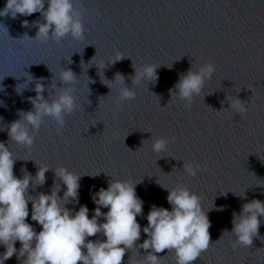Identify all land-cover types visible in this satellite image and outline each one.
<instances>
[{"label": "water", "instance_id": "water-1", "mask_svg": "<svg viewBox=\"0 0 264 264\" xmlns=\"http://www.w3.org/2000/svg\"><path fill=\"white\" fill-rule=\"evenodd\" d=\"M5 3L0 0V9ZM74 5L83 10L79 39L70 34L60 41L35 39L33 22H43L40 13L0 16V141L17 159L14 174L35 176L38 166L51 168L43 185L30 183L32 196L50 193L54 181L61 184L63 196L66 186L54 169L83 175L79 204L73 200L66 206L78 210L86 204L89 217L97 207L92 193L107 188L109 180L139 182L136 194L144 203L137 220L142 228L152 205L171 208L162 186L187 187L200 196L205 211L213 202L223 206L207 212L210 246L194 264H264V217L251 246L233 247L234 234L225 232L231 231L233 213L243 204L264 201V0H74ZM207 63L215 72L198 96L189 102L172 95L182 74ZM146 65L157 67L158 81L132 84L134 67ZM63 69L77 77L70 85L77 108L65 116L61 132L52 118L44 117L31 147L10 140L7 125L20 118L19 110H32L28 98L36 95L37 80L43 78V94L51 99L53 82L63 86ZM117 72L135 91L134 99L118 102L122 81H108ZM25 83L18 94L17 86L19 90ZM236 97L245 101L247 112L230 108ZM161 137L170 143L156 153L152 145ZM183 163L199 164L201 170L191 176ZM31 207L29 202L30 215ZM30 215L28 222L39 231ZM145 238L142 232L137 244ZM146 255V250L130 248L123 264H146ZM157 255L160 264H176L174 251ZM23 259L13 255L5 264Z\"/></svg>", "mask_w": 264, "mask_h": 264}, {"label": "clouds", "instance_id": "clouds-1", "mask_svg": "<svg viewBox=\"0 0 264 264\" xmlns=\"http://www.w3.org/2000/svg\"><path fill=\"white\" fill-rule=\"evenodd\" d=\"M82 12L74 5V0H6L5 6L0 9V16L11 14L15 18L17 14L29 16L40 13L43 22H33L38 28L35 39L46 41L52 38L60 41L69 34L77 39L83 37ZM22 23L27 27L29 22L24 20ZM134 69L132 84L145 79L158 81L157 67L146 65L140 70ZM214 72L212 63L196 71L191 67L180 76L170 92L181 100L191 102L201 93L205 81ZM29 77L28 81H32L33 77ZM76 78L71 69L60 71L59 81L63 86L57 87L53 82L55 93H51V99L49 96L45 98L43 94V78L37 80L39 83H35L33 89L36 95L28 98L33 105L32 110H19L20 118L7 125L10 140L31 147L35 140L34 134L41 128L44 117L56 122L59 134L65 125V116L77 108L73 95L75 89L70 86ZM117 79L122 81L118 102L134 99L136 93L125 84L123 74L117 72L114 80L108 81ZM27 86L25 83L18 90V85L17 93L22 94V89ZM230 108H235L238 113L248 111L245 101L237 97L230 103ZM168 143L169 138L161 137L155 140L152 149L161 153L166 150ZM16 160L9 146L0 141V245L5 248L0 253V264H5L13 255L17 259L24 257L21 264H123L125 253L133 247L146 250V264H160L162 257L157 253L166 249L168 252L174 251L176 264H194L210 246L211 221L207 212L212 209L223 210V206L216 207L213 202V207L205 211L200 196L187 187L169 189L161 185L168 191L166 199L171 208L152 205L146 216L148 223L142 228L137 220L138 216L143 215L144 203L136 194L139 182L112 178L107 188L101 187L92 193V201L97 207L89 217L86 204L80 205L78 210L66 206L73 200L79 204L80 179L83 175H77L65 167L54 169L55 176L66 186L63 196L59 195L61 184L55 181L50 193L40 192L32 196L28 192L30 183L34 188L43 185L47 179L46 172L51 168L38 166L35 176L22 169L24 175L17 177L13 171ZM183 169L189 175L196 176L201 166L183 163ZM101 172L90 176L94 178ZM29 202L32 205L31 215ZM102 208H107V211H102ZM29 215L31 221L41 226L39 231L28 222ZM262 217L264 201L259 199L243 204L238 214L233 213V227L230 232L225 231L234 234L233 247L252 245L253 238L259 235ZM142 232L147 238L137 244ZM97 234L104 239H89ZM17 241L20 242L19 249L16 247Z\"/></svg>", "mask_w": 264, "mask_h": 264}]
</instances>
